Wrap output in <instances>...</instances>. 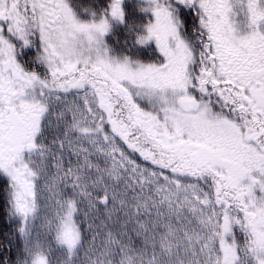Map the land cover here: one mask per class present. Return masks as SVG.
Wrapping results in <instances>:
<instances>
[{
	"label": "snow or ice",
	"instance_id": "obj_1",
	"mask_svg": "<svg viewBox=\"0 0 264 264\" xmlns=\"http://www.w3.org/2000/svg\"><path fill=\"white\" fill-rule=\"evenodd\" d=\"M0 264H264V0H0Z\"/></svg>",
	"mask_w": 264,
	"mask_h": 264
},
{
	"label": "trees",
	"instance_id": "obj_2",
	"mask_svg": "<svg viewBox=\"0 0 264 264\" xmlns=\"http://www.w3.org/2000/svg\"><path fill=\"white\" fill-rule=\"evenodd\" d=\"M0 228L3 229V232H4L5 234H7V233L10 231L7 227H3V225H0ZM0 239H2V237H0Z\"/></svg>",
	"mask_w": 264,
	"mask_h": 264
}]
</instances>
